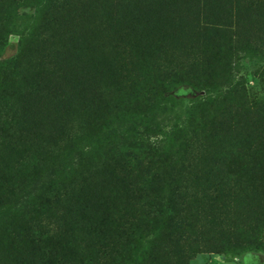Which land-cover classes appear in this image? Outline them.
I'll use <instances>...</instances> for the list:
<instances>
[{
  "label": "rangeland",
  "instance_id": "1",
  "mask_svg": "<svg viewBox=\"0 0 264 264\" xmlns=\"http://www.w3.org/2000/svg\"><path fill=\"white\" fill-rule=\"evenodd\" d=\"M13 1L22 19L0 35V63L23 52L21 33L29 23L23 15H32L36 2ZM142 10L125 16L116 34L104 40L101 32L90 27L91 19L84 20L87 27L80 32L82 44L70 56L81 69L73 73L71 81L58 84L57 76L50 85L60 99L68 98L71 111H77L79 104L74 100L81 95L89 99L100 91L116 95V116L104 115L96 121L101 130L107 124L111 139H123L131 122L137 131H147L141 147L129 150L137 156L131 164L137 161L140 165L132 172L139 192L126 196L120 186L118 195H112L111 186L102 177L85 170L91 169L93 162L88 158L79 168L80 173H90L84 184L88 200H81L84 207L77 215L74 210L65 215L72 226L62 222L65 216L56 214L54 203L64 196L67 183L50 182L31 200V189H23V171L12 178L7 175L0 191V264H15L9 262L5 251L17 243L41 241V235L46 252L42 259L38 257L39 264H264V0H148ZM147 34L151 37L143 39ZM162 40L166 47L154 51L153 45ZM101 59L106 63L102 70L98 66ZM162 68L170 78L165 86L159 84L164 77ZM28 85L16 71L0 67V101L17 99ZM131 93L133 98L125 101ZM47 94L55 97L52 91ZM64 108L62 119L67 111ZM5 112L1 121L12 116ZM41 114L37 125L40 138L52 141L50 136L63 121L50 118L47 110ZM11 132L22 138L16 126ZM2 137L0 130V140ZM155 137L161 143H151ZM127 143L135 146L138 142L131 135ZM93 144L88 139L82 147L90 151ZM234 162L260 166L234 182L228 173ZM188 164L196 174L211 170L207 193L214 199L207 201L193 220L199 229L198 241L188 245L198 254L180 260L170 246L173 240L167 237L175 220L164 201L153 198L156 204L149 208L142 206L143 200L137 196L147 194L146 198L152 199L143 183L149 175L148 166L164 178L155 194L169 197L171 179L190 177L183 172ZM51 167V160L41 156L36 170L42 172V181L49 178ZM76 198L80 200L78 194ZM92 211L108 216L110 226H101L104 219L92 216ZM88 217L95 221H86ZM222 229L230 232L229 238L220 235ZM107 232L111 240H106ZM102 240L105 250L98 256L87 251V243L93 246ZM226 244L230 246L223 248Z\"/></svg>",
  "mask_w": 264,
  "mask_h": 264
},
{
  "label": "trees",
  "instance_id": "2",
  "mask_svg": "<svg viewBox=\"0 0 264 264\" xmlns=\"http://www.w3.org/2000/svg\"><path fill=\"white\" fill-rule=\"evenodd\" d=\"M147 2L148 0H36L34 5H31L34 9L33 14L30 16L23 15L26 20H29L27 29H23V33H21V41L25 44V48L23 52L15 57L0 63L2 69L16 71L17 76L29 84L28 90L24 91L17 99L0 101V115L5 111H7L6 114H9V112L12 114V116L7 115L3 121L0 120V130L3 132V137L0 140V191L3 188L2 181L6 179V176L12 178L17 176L20 171H23L22 175L26 180V186L23 189H31L28 193L31 200H33L32 195L45 190L48 183L62 180L61 182L68 185L64 188V196H59L54 201L56 214H60L59 217L70 215L69 213L73 210L75 215L80 213L84 207V202L86 203L88 200L84 184H86L87 179L85 175L88 176L90 173L102 177L103 181L111 186L110 190L114 196L118 195L121 189L126 196L132 195L129 192H139L132 172L140 165H137L139 163L137 161V164H131V161H135L137 156L129 150L133 148L131 151H134L141 147V141L147 131H143V128L142 131H137L133 128L130 119L128 123L131 122L132 125L122 133L123 139H111L112 135L106 133L107 124H104V129L101 130L97 128L98 123L96 121L100 116L105 115L110 118L116 116V103L114 102L116 95H113L110 91H100L92 99L81 95L77 100H74L75 105L79 104L77 111H71L68 98L60 99V96H56V89L50 87V85L52 84L51 80L57 79V76H59L58 84L59 81L65 83L68 80L71 81L73 73L75 74L76 70L81 69L82 65H76L74 63L76 59L70 56L82 44L80 32L87 27L83 23L84 20L91 19L90 27L97 29L99 33L101 32L103 40L108 39L107 37L116 34L115 31L119 28V23L125 16L129 17V15L139 12ZM21 19L22 16H19L15 10L13 0H0V35L8 31L9 28H15ZM197 28L201 30L203 26H197ZM150 37L147 34L143 39ZM165 47L166 45L162 40L160 43H155L152 48L157 51L163 50ZM104 60L107 63L108 59L105 58ZM141 61L144 64V59ZM104 62L102 59L99 62L98 66L101 70L103 65L106 64ZM148 63L151 67L152 62L149 60ZM162 69L164 72V68ZM151 71H154V69L152 68ZM229 73L231 75V69H229ZM168 75L167 72H164L163 79L159 81L160 85H166L163 84L170 80ZM152 81H154V77L150 80V82ZM128 88L131 87L128 86ZM76 90L77 87L74 88V91ZM49 91L55 94L54 98H50L47 94ZM131 97L133 98V94H128V99L125 101L128 102ZM202 99H205V97ZM63 106L67 111L62 119L60 116L63 113ZM42 110H47L49 117L52 116L53 120L59 118L63 121V126L56 130L54 136H50L52 141L43 142L38 133L40 128L37 125L40 124L43 118ZM28 117L33 120L29 121ZM75 122L77 123L75 124ZM14 126L20 130L22 138L14 137L11 132ZM125 134L129 137H124ZM131 135H134V141L138 142L135 146L133 143H127ZM88 139L94 142L90 151L87 147H82L83 142ZM150 142L155 145L161 143L159 137H155ZM43 155L51 160L52 165L48 175L49 178L46 181H42V172L36 170ZM121 155L122 158L118 161L117 159ZM90 157L93 158L90 165L91 169H85L90 170V173H80V166ZM118 164L124 168L123 171ZM259 166L256 163L244 165L234 162V164L228 166V173L235 182L238 178L242 179L246 175L255 172ZM35 170L38 173H35ZM198 171L199 174H196L195 168L188 164L185 171H183L186 176H190L188 180L175 181L171 179L173 182L171 185L173 186L172 195L165 197L164 195L155 194L160 189L164 178L160 177V173L156 171V168L153 169L148 166L146 172L149 175L143 183L150 189L152 199H147V194L137 196L138 199L143 200L142 206L149 208L156 204V200L153 198H160L164 201L163 205L169 209V213L175 220L172 224V233L170 229L167 237L173 240L170 246L175 248L174 252L180 260L185 256L192 258L198 254L195 247L188 245L189 241H198L196 238L199 235V229L193 220L201 215L204 205L208 204L207 201L214 199L208 197L209 194L207 193V190L211 188L207 184L208 179L212 178L211 170ZM179 172L181 173L178 170ZM48 176L44 177L47 178ZM77 194L80 200L76 198ZM82 199L85 201H81ZM78 206L79 210L77 211L76 207ZM159 206L161 208L162 205ZM89 213L98 219H104L100 223L101 226L104 225L105 228L110 226L108 216L104 217L103 214L100 215L93 211ZM67 217L61 218L62 222L74 226L72 222L70 224L71 218ZM214 219L212 217L210 220L214 221ZM91 220L95 221V218H86V221ZM87 226L84 227L85 231L90 234L91 231ZM220 235L229 238L230 232L222 229ZM38 236H40L39 233ZM105 238L111 240L110 232L106 233ZM41 239L38 242L30 240V244L25 245L17 243V246L13 245L8 248L5 252H9L7 253L9 262L39 264L38 257L42 259V255L46 252L44 245L41 243L45 240L42 235ZM104 242V240L96 242L95 244L99 246L97 249L94 247L95 244L92 246L90 243H87L85 247L87 251L89 249L95 256H98L101 250H105ZM229 246L226 244L222 247L228 248Z\"/></svg>",
  "mask_w": 264,
  "mask_h": 264
}]
</instances>
